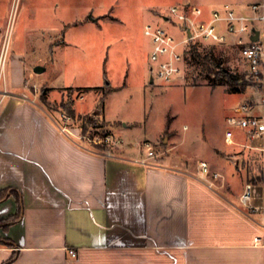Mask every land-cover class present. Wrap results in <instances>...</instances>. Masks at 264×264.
<instances>
[{"label": "crops", "instance_id": "1", "mask_svg": "<svg viewBox=\"0 0 264 264\" xmlns=\"http://www.w3.org/2000/svg\"><path fill=\"white\" fill-rule=\"evenodd\" d=\"M261 1L214 0L199 6L187 0L152 13L160 17L172 6H196L208 16L212 9L224 5L247 13L251 4ZM38 20L39 16L23 27L14 48L21 44L25 49L49 53L39 55L28 70L23 55L13 52L0 88L6 92L0 95V221L17 217L6 227L0 226V264L10 258V264H264V248L253 241L262 234L259 223L263 216L248 218L234 201L249 182L255 188L253 202L261 204L264 165L236 194L223 178L219 182L204 176L198 166L205 162L214 177L222 176L229 163L225 158L246 157L247 148L257 150L264 163L263 139H249L240 128L231 129V146L216 150L217 163L193 160L177 143L173 147L176 156L163 163L135 162L145 157L143 142L157 144L162 137L148 139L145 132L138 142L126 141L136 123L110 117L106 101L118 93L116 89L106 95L101 111V93L93 88L84 91L88 87L35 83V76L46 71L55 46L66 44L65 28L69 25L55 29L53 21ZM87 20L85 13L78 21ZM7 27L8 19L0 11V52ZM37 67L43 71L36 72ZM69 88L80 100L87 92H97L93 114H100L106 123L103 136L119 140L120 145H103V151L89 148L81 140L86 137L81 126L56 119L41 95L45 92V101L51 100L49 94ZM75 105L74 99V118L62 114L73 120L91 114L77 113ZM119 126L122 130L114 131ZM257 177L261 179L254 182ZM70 249L75 251L74 257Z\"/></svg>", "mask_w": 264, "mask_h": 264}, {"label": "rangeland", "instance_id": "2", "mask_svg": "<svg viewBox=\"0 0 264 264\" xmlns=\"http://www.w3.org/2000/svg\"><path fill=\"white\" fill-rule=\"evenodd\" d=\"M181 1L187 0H57L54 3L52 0H1L0 11L8 19L2 44L5 45L4 70L9 68L13 52L23 55L28 70L33 69L39 55L43 56L45 51L49 53L39 48L25 49L20 43L19 48H14V42L20 40L24 26L32 25L38 16V22L53 21L55 29L69 22L65 28L68 29L65 32L66 44L55 46L46 71L35 76V83L56 88H103L109 84L112 90L118 91L106 101L111 110L110 117L115 115V119L120 121L136 123L131 127L126 141L138 142L145 132L148 139L162 137L157 143L161 148L157 151L159 155L155 163L175 157V143L193 160L206 159L217 163L219 154L216 150L231 146L224 137L225 129L241 130L228 126L227 117L235 115L237 105L249 98L259 104L254 113L260 114L262 93L246 80L247 64L231 37L224 45L196 44L201 53L208 55V65L201 64L192 54L186 53L180 73L171 83L163 84L154 79L150 84L154 77L150 71V41L144 34V28L150 23L165 27L163 20L153 15L152 10H164ZM188 1L200 6L209 5L214 0ZM85 13L87 23H80L78 20ZM76 20L77 25L74 24ZM219 69L239 77L234 86L237 89L226 81L216 80ZM97 92H87L85 98L80 100L78 93L59 89L53 95H48L53 101L47 99L45 104L59 122L70 120L72 124L81 126L79 117L74 120L62 119L64 111L61 104L67 102L68 98L72 101L75 99L77 113H94L99 100L95 95ZM119 128L122 130V126H119L114 127V131ZM105 133V127L91 128L81 140L89 148L103 151ZM115 150L112 152L116 153ZM244 154L246 157L235 155L233 160L225 158L229 163L225 164L223 175L214 177L209 170L208 177L219 182L223 178L231 192L236 194L244 182L251 181L264 165L257 150L247 148ZM236 159L237 162L234 161ZM225 161L223 158L220 162ZM187 162L195 163L192 160ZM234 198L238 204V196Z\"/></svg>", "mask_w": 264, "mask_h": 264}, {"label": "built area", "instance_id": "3", "mask_svg": "<svg viewBox=\"0 0 264 264\" xmlns=\"http://www.w3.org/2000/svg\"><path fill=\"white\" fill-rule=\"evenodd\" d=\"M160 18L167 26L157 24H147L144 34L149 38L150 50L149 61L150 71L154 78L163 84H169L180 73L183 56L189 50L191 44H225L228 37L233 38V42L238 46L242 58L247 64L246 80L262 93L260 104L262 112L254 113L259 105L252 99L240 102L235 115L227 118L228 126L240 128L249 139H263L264 141V0L251 4L249 12L241 13L229 5L212 9L208 16L196 6H172L168 12L162 14ZM257 34V40L252 38ZM5 45L0 52V88L3 84L4 53ZM6 92L0 89V95ZM63 120H68L65 114H61ZM62 130L66 128L62 127ZM233 133L231 129L225 130V138L231 140ZM82 139V138H81ZM89 141H95L88 139ZM104 145L118 146L119 140H113L110 136L102 139ZM145 157L135 162L142 165H149V161H154L159 155L157 151L160 146L150 142H143ZM110 156V153H108ZM201 174L207 176L208 165L199 162ZM254 185L246 183L242 193L238 197V209L248 218L255 214L263 216V221L259 223L262 234L254 237V245L264 248V193L261 204H255ZM257 223V222H256ZM69 254L74 257L75 251L69 250Z\"/></svg>", "mask_w": 264, "mask_h": 264}, {"label": "trees", "instance_id": "4", "mask_svg": "<svg viewBox=\"0 0 264 264\" xmlns=\"http://www.w3.org/2000/svg\"><path fill=\"white\" fill-rule=\"evenodd\" d=\"M187 53L192 54L201 64L208 65V55L201 53L198 50V48L196 47V45L191 44ZM217 68H219V67H217ZM216 80L226 81V82H228V84L230 86H233L232 88L237 89L234 86L238 83V81L240 79L237 75H234V74H232L226 70L219 69L216 71ZM89 90H90V88H87L84 91H89ZM93 90L99 91L101 93L100 101L98 104V107H99L98 109L102 111L103 110V104H104V98L112 89L109 86V84H106L103 88H93ZM68 91H70V93H71L74 90L69 88ZM41 99L45 103V92L42 93ZM61 107L64 111L62 113H65L66 115H68L71 118L75 117V112L73 110V101L70 100V98H68L67 102L62 103ZM79 119L82 122L81 128H82V132L84 135H86L88 133V130L91 128L102 129V128L106 127L105 121L101 118V115L97 114V113L81 115V116H79ZM258 179L260 180L261 178L257 177L253 181L255 182ZM16 220H17V217H13V218L8 219L6 221H0V226L6 227L7 225L15 222ZM12 260H13V258H10L5 264H10L12 262Z\"/></svg>", "mask_w": 264, "mask_h": 264}, {"label": "water", "instance_id": "5", "mask_svg": "<svg viewBox=\"0 0 264 264\" xmlns=\"http://www.w3.org/2000/svg\"><path fill=\"white\" fill-rule=\"evenodd\" d=\"M252 40H253V41L257 40V34L252 38ZM35 71H36V72H41V71H43V69H42L41 67H37V68L35 69ZM151 82H152V81H151Z\"/></svg>", "mask_w": 264, "mask_h": 264}]
</instances>
